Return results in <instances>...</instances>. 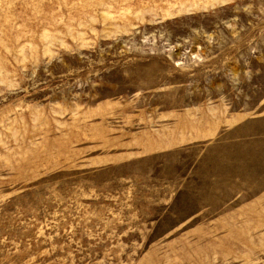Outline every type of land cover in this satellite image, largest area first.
Masks as SVG:
<instances>
[{"label":"rangeland","instance_id":"obj_1","mask_svg":"<svg viewBox=\"0 0 264 264\" xmlns=\"http://www.w3.org/2000/svg\"><path fill=\"white\" fill-rule=\"evenodd\" d=\"M264 0H0V264H264Z\"/></svg>","mask_w":264,"mask_h":264},{"label":"crops","instance_id":"obj_2","mask_svg":"<svg viewBox=\"0 0 264 264\" xmlns=\"http://www.w3.org/2000/svg\"><path fill=\"white\" fill-rule=\"evenodd\" d=\"M262 147H264V145Z\"/></svg>","mask_w":264,"mask_h":264}]
</instances>
